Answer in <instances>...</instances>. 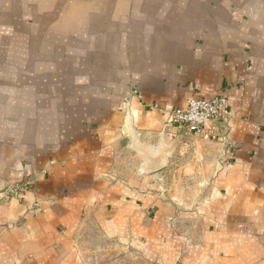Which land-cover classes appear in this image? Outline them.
<instances>
[{"label": "crops", "instance_id": "1", "mask_svg": "<svg viewBox=\"0 0 264 264\" xmlns=\"http://www.w3.org/2000/svg\"><path fill=\"white\" fill-rule=\"evenodd\" d=\"M2 193L0 264H264V0H0Z\"/></svg>", "mask_w": 264, "mask_h": 264}, {"label": "built area", "instance_id": "2", "mask_svg": "<svg viewBox=\"0 0 264 264\" xmlns=\"http://www.w3.org/2000/svg\"><path fill=\"white\" fill-rule=\"evenodd\" d=\"M167 112L168 125L201 136L205 135L206 130L212 126L226 122L229 116V100L222 95H216L209 100L192 99L185 107L168 109ZM29 184H31L30 180L24 184L12 185L8 188V193L11 197L20 199V190Z\"/></svg>", "mask_w": 264, "mask_h": 264}, {"label": "rangeland", "instance_id": "3", "mask_svg": "<svg viewBox=\"0 0 264 264\" xmlns=\"http://www.w3.org/2000/svg\"><path fill=\"white\" fill-rule=\"evenodd\" d=\"M86 249L87 264H151L131 249L119 247L92 230ZM89 239V238H88Z\"/></svg>", "mask_w": 264, "mask_h": 264}]
</instances>
